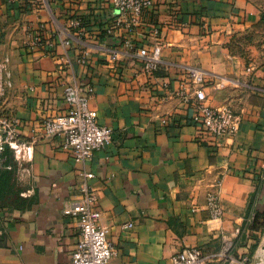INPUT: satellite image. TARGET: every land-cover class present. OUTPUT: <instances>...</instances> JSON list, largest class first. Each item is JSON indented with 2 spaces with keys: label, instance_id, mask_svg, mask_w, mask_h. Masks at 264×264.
<instances>
[{
  "label": "crops",
  "instance_id": "crops-1",
  "mask_svg": "<svg viewBox=\"0 0 264 264\" xmlns=\"http://www.w3.org/2000/svg\"><path fill=\"white\" fill-rule=\"evenodd\" d=\"M152 1L131 34L140 46L158 31L160 67L146 74L125 52L124 33H106L116 11L101 0H0L7 24L0 111L20 120L19 140L31 143L32 129L66 112L63 91L73 83L93 87L89 105L113 129L111 143L85 164L61 136L38 139L31 158L15 163L14 178L23 181L0 193V264H70L78 233L62 209L76 198L82 171L94 175L89 185L116 249L110 264H166L186 247L219 264L226 243L232 264L263 259L264 0ZM72 16L83 25L65 46L55 32ZM40 25L46 32L35 40ZM188 66L202 71L210 105L240 115L237 132H198L192 107L176 95ZM216 180L220 219L205 207Z\"/></svg>",
  "mask_w": 264,
  "mask_h": 264
},
{
  "label": "built area",
  "instance_id": "built-area-1",
  "mask_svg": "<svg viewBox=\"0 0 264 264\" xmlns=\"http://www.w3.org/2000/svg\"><path fill=\"white\" fill-rule=\"evenodd\" d=\"M15 3L19 0H8ZM116 11V15L106 28V33L122 31L124 38L122 44L125 52L135 53L141 69L146 74H154L160 67L162 43L157 39L158 31L153 28V41L140 46L132 39L131 34L136 31L143 13L149 10L152 0H101ZM83 20L78 16L68 18L67 25L55 32L65 46L70 45L68 36L71 33H79ZM36 32L35 40L39 34L46 32L44 25H40ZM110 60H117V53L110 54ZM81 63L86 58L80 59ZM187 82L181 83L176 95L183 103L192 107L190 121L197 127L200 134H206L214 138H221L234 134L241 124V117L227 106L214 107L207 101L204 91V75L196 67L188 66L185 69ZM4 66L0 64V98L4 95ZM93 95V87L90 84H69L64 88L63 96L68 105L64 114L44 119L41 124L32 129L31 143L19 140L21 122L0 111V172L11 170V164L6 163L5 151L11 149L15 159L21 153V159L31 158V144L40 138L62 137L61 145L70 150L74 161L85 164L95 151L103 149L111 143L113 129L100 125L97 121L96 110L90 107V99ZM82 181L75 199L67 201L62 209V214L71 218L78 233V240L71 252L70 264H110L111 258L116 254V249L108 240V226L102 224V211L98 205L96 191L89 185V180L94 176L91 172L82 171ZM220 181L213 182L206 195L205 207L211 218L220 219L222 207L219 196ZM194 210V209H193ZM132 224H124L123 227H131ZM230 244L226 243L219 253L222 262L219 264H232L226 254ZM207 259L203 251L198 247H186L171 256L166 264H206ZM262 264V260L258 263Z\"/></svg>",
  "mask_w": 264,
  "mask_h": 264
},
{
  "label": "trees",
  "instance_id": "trees-1",
  "mask_svg": "<svg viewBox=\"0 0 264 264\" xmlns=\"http://www.w3.org/2000/svg\"><path fill=\"white\" fill-rule=\"evenodd\" d=\"M8 150L9 149H7L5 151V154H4L5 155V160H6V163L12 164L11 162H9L7 160V158L9 157V156H7ZM13 189L17 190L16 189V178H14L13 169L12 170H3V171H1L0 172V193L8 194V193L12 192ZM0 203H3L2 199L0 200Z\"/></svg>",
  "mask_w": 264,
  "mask_h": 264
},
{
  "label": "rangeland",
  "instance_id": "rangeland-1",
  "mask_svg": "<svg viewBox=\"0 0 264 264\" xmlns=\"http://www.w3.org/2000/svg\"><path fill=\"white\" fill-rule=\"evenodd\" d=\"M6 32H7V24L5 23V21L2 19V17L0 16V44H3L5 41V37H6ZM7 156H9L7 158V160L9 162H11V166L14 167L16 166L15 163L20 162L21 159V153L16 155L19 159H15V157L13 156V152L11 149L8 150V154ZM12 170V169H11ZM21 176H18V178L16 177V181L18 180V183L16 185V189L18 190L19 188H21L20 183L23 181L21 180Z\"/></svg>",
  "mask_w": 264,
  "mask_h": 264
},
{
  "label": "water",
  "instance_id": "water-1",
  "mask_svg": "<svg viewBox=\"0 0 264 264\" xmlns=\"http://www.w3.org/2000/svg\"><path fill=\"white\" fill-rule=\"evenodd\" d=\"M262 264H264V257H263V259H262Z\"/></svg>",
  "mask_w": 264,
  "mask_h": 264
}]
</instances>
